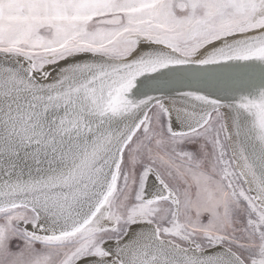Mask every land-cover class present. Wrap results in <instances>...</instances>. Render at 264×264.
<instances>
[{
	"label": "snow or ice",
	"instance_id": "snow-or-ice-1",
	"mask_svg": "<svg viewBox=\"0 0 264 264\" xmlns=\"http://www.w3.org/2000/svg\"><path fill=\"white\" fill-rule=\"evenodd\" d=\"M0 264H264V0H0Z\"/></svg>",
	"mask_w": 264,
	"mask_h": 264
}]
</instances>
